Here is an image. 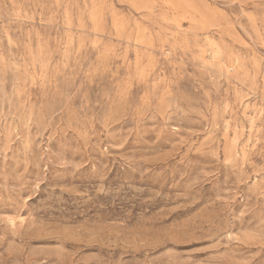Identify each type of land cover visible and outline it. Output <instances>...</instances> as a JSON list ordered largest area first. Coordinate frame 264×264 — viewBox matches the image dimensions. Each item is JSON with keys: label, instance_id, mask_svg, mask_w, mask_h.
<instances>
[{"label": "rangeland", "instance_id": "obj_1", "mask_svg": "<svg viewBox=\"0 0 264 264\" xmlns=\"http://www.w3.org/2000/svg\"><path fill=\"white\" fill-rule=\"evenodd\" d=\"M0 264H264V0H0Z\"/></svg>", "mask_w": 264, "mask_h": 264}]
</instances>
